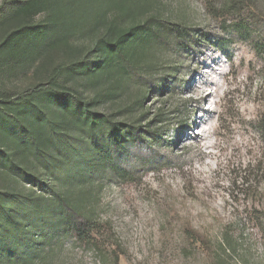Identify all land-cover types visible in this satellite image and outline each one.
I'll return each instance as SVG.
<instances>
[{"label":"rangeland","instance_id":"374dc122","mask_svg":"<svg viewBox=\"0 0 264 264\" xmlns=\"http://www.w3.org/2000/svg\"><path fill=\"white\" fill-rule=\"evenodd\" d=\"M146 1L151 12L134 23L122 13L106 17L138 31L122 41L123 63L78 79L98 122L63 115L68 132L56 139L72 161L59 151L52 166L37 160L34 168L51 184L46 194L83 201L101 234L92 245L59 232L26 264H264V56L256 46L264 44V0L245 32L211 18L204 0ZM31 5L25 0L0 21L32 24ZM96 40L82 24L71 45L86 71L115 53H88ZM14 65L0 75V95L35 87L34 70ZM199 91L216 93L200 107ZM6 260L0 249V264Z\"/></svg>","mask_w":264,"mask_h":264},{"label":"trees","instance_id":"16d2710c","mask_svg":"<svg viewBox=\"0 0 264 264\" xmlns=\"http://www.w3.org/2000/svg\"><path fill=\"white\" fill-rule=\"evenodd\" d=\"M24 1L4 0L0 16ZM204 2L211 18L245 32L246 20L252 18L250 13L258 0ZM31 6L32 24L15 28L0 21V75L15 64L18 70L32 68L37 78L28 92L0 95V249L7 250L5 264L12 260L26 264L29 253L40 256L63 231L74 233L80 242L96 243L101 231L98 223L85 215L83 201L61 198L55 191L56 195L46 194L51 184L45 183V175L34 168L37 160L52 166L59 151L67 163L72 161L67 142L56 139L59 131L68 132L60 130L63 115L82 123L98 122L92 111L94 101L79 92L78 79H90L94 72L124 61L128 48L122 41L139 26L118 29L106 22V17L122 13L134 23L151 12L146 0H32ZM41 15L43 19L36 21ZM82 24L89 25L90 37L97 35L88 53L115 52L94 71H86V58L82 60L81 51L71 49ZM256 46L264 56V44ZM61 51L64 58H53ZM55 101L65 104L67 113L59 114L54 109ZM259 129L264 132V114Z\"/></svg>","mask_w":264,"mask_h":264},{"label":"bare ground","instance_id":"6f19581e","mask_svg":"<svg viewBox=\"0 0 264 264\" xmlns=\"http://www.w3.org/2000/svg\"><path fill=\"white\" fill-rule=\"evenodd\" d=\"M216 92L212 91L211 93H207V95H205L204 91H199V94L197 95V99L195 100L196 103H198V105L201 107L202 104H204L205 101H208V98L213 96ZM192 98V97H191ZM210 99V98H209ZM208 113L204 112V116H207ZM204 123V122H203ZM203 124H200V126ZM210 135L209 132L204 131V133L202 132V135L200 136V140L198 141L199 146H201L202 142L205 140L206 135ZM186 139V136H183V140Z\"/></svg>","mask_w":264,"mask_h":264}]
</instances>
